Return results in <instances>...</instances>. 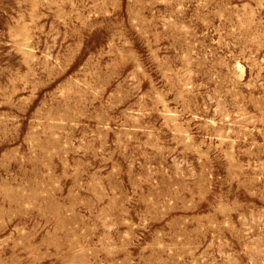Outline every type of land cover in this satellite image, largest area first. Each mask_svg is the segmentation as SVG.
Here are the masks:
<instances>
[{
    "label": "rangeland",
    "instance_id": "1",
    "mask_svg": "<svg viewBox=\"0 0 264 264\" xmlns=\"http://www.w3.org/2000/svg\"><path fill=\"white\" fill-rule=\"evenodd\" d=\"M0 264H264V0H0Z\"/></svg>",
    "mask_w": 264,
    "mask_h": 264
}]
</instances>
